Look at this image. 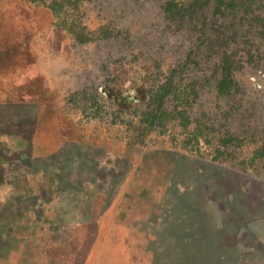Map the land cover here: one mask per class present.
Masks as SVG:
<instances>
[{"label": "rangeland", "instance_id": "374dc122", "mask_svg": "<svg viewBox=\"0 0 264 264\" xmlns=\"http://www.w3.org/2000/svg\"><path fill=\"white\" fill-rule=\"evenodd\" d=\"M0 264H264V0H0Z\"/></svg>", "mask_w": 264, "mask_h": 264}, {"label": "trees", "instance_id": "16d2710c", "mask_svg": "<svg viewBox=\"0 0 264 264\" xmlns=\"http://www.w3.org/2000/svg\"><path fill=\"white\" fill-rule=\"evenodd\" d=\"M226 76H227V75H226ZM226 76H225V77H226ZM161 116H162V115H161Z\"/></svg>", "mask_w": 264, "mask_h": 264}]
</instances>
